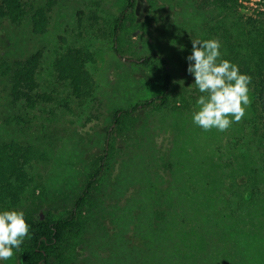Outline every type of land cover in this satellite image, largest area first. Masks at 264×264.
Masks as SVG:
<instances>
[{
	"label": "rangeland",
	"instance_id": "1",
	"mask_svg": "<svg viewBox=\"0 0 264 264\" xmlns=\"http://www.w3.org/2000/svg\"><path fill=\"white\" fill-rule=\"evenodd\" d=\"M92 1L69 0L59 5L46 36H36L28 30L19 32L15 26L0 25V47L1 41L5 40L3 47L10 56L28 55L43 46L46 49L41 79L42 83L53 85L49 91L53 92L56 101L54 106L52 103L27 113L30 140L47 152V158L36 163L32 172V187L36 186L37 196L33 207H36L35 215L42 218L56 220L70 213L89 174L104 153L108 131L116 127L113 124L115 111L132 107L161 93L158 71L142 68L129 58L163 55L173 68L176 87L180 91H190L193 87L199 98L204 93L195 84L192 86L193 82L187 74L189 61L186 58L191 54L192 40L218 39L219 32L225 28L224 22L230 27L231 20L254 18L259 11L258 2H263L238 0V12H227L207 0H134V6L127 11L119 33L120 53L117 54L110 34L114 20L121 15V9L127 6L128 0H102L103 9L94 7V10L101 17L99 26L107 33L96 30L97 40L89 47L95 51L97 60L93 70L96 92L105 103L101 119L88 123L90 113L85 103L70 97L67 86L55 81L52 62L57 50L61 49L60 36L70 40L76 38L79 31L78 12ZM89 10L90 7L86 8V15ZM88 24L85 17L84 25L88 27ZM80 42H85V39ZM197 108L194 103L176 115L169 110L131 114L125 125L112 131L111 142L116 152L112 161L113 173L107 175V181H113V189L119 194L129 187H137L136 182L143 174L142 167H139L136 158L121 165L125 148L142 136L140 130L151 129L152 134L157 128L172 131L171 137L182 145L184 151H181L183 154L177 169L179 174L184 176L192 168L202 171L204 176L199 185L210 182L211 187H215L221 216L224 212L228 216L225 217L229 225L226 233L215 236L217 239L211 241L203 252L205 258L209 257L208 264H264L263 132L258 130L256 134L246 115L227 131L215 128L205 131L193 123V113ZM228 138L237 142V153L242 147L247 160L257 161L260 158L262 166L254 165L256 173L247 171L231 178L217 166L212 175L208 177L205 174L211 172L212 163L207 160L213 158L221 165L226 162L221 160L222 157L226 155L225 159L229 158V151L224 145ZM116 206L119 213L124 211L122 204ZM103 207L99 203L93 216L83 222L86 232L69 242L67 251L74 253L72 264H140L143 257L147 254L148 257L153 256L154 252L160 254L161 263L171 264L172 259H178L179 254L175 252L174 257L170 247L158 248L159 241L153 243L151 234L143 236V227L138 221H126L120 215L117 218L122 220L117 219L116 225L110 215L113 205L105 204ZM14 253L10 260L0 261V264H22L19 250L14 249Z\"/></svg>",
	"mask_w": 264,
	"mask_h": 264
},
{
	"label": "trees",
	"instance_id": "2",
	"mask_svg": "<svg viewBox=\"0 0 264 264\" xmlns=\"http://www.w3.org/2000/svg\"><path fill=\"white\" fill-rule=\"evenodd\" d=\"M65 1L69 0H0V25L15 26L19 32L29 31L36 36H46L55 9ZM207 2L223 11L238 12V0ZM134 3V0H128L127 6L121 9V15L114 20L110 35L113 36V49L117 54L120 53L119 33L126 13ZM257 5L259 11L254 18L231 20L230 27L224 22L225 28L219 32L218 39L222 46L221 59H228L239 66L241 73L251 76L248 93L251 103L246 109V116L255 133L261 130L264 135V0ZM88 7L90 13L86 15ZM94 7L102 10L103 1L93 0L79 10L76 38L70 40L60 36L61 49L57 50L52 62L55 81L67 86L70 97L85 103L90 113L88 123L101 119L105 103L96 92L93 70L97 60L95 51L89 46L97 40L96 30L107 32L99 26L101 17ZM85 17L89 21L88 27L84 25ZM83 39L85 42H80ZM1 42L0 211L23 210L30 225L31 238H25L19 249L22 264H72L74 253L67 251L69 242L86 232L83 222L93 216L99 203L102 208L105 204L113 205L110 215L116 225L117 219L122 220L117 218L120 215L126 221L134 219L143 227V236L148 233L153 243L159 241L158 248L170 247L174 257L177 252L179 257L172 259L171 264H208L209 257L205 258L203 252L211 241L217 239L215 236L226 233L229 226L225 220L227 213L221 216L215 187L212 188L210 182L199 185L204 176L202 171L192 168L184 176L179 174L177 169L183 154L181 151H184L182 145L171 137L172 131L157 128L152 134L151 129L140 130L142 136L125 148L121 165L136 158L139 167H142L143 174L136 182L139 189L129 187L119 194L113 189V181H107V175L113 173L112 161L116 152L111 142L112 131L125 125L131 114L139 111L151 114L158 110H169L176 115L187 110L198 99L196 89L192 87L190 91H180L176 87L173 68L163 55L129 58L142 68L158 71L161 93L132 107L115 111L113 124L116 127L108 131L104 153L97 167L89 174L70 213L56 220L42 218L35 215L36 207H33V200L37 196L36 186L32 187V172L36 163L47 158V152L30 140L31 127L27 113L56 101L53 92L49 91L53 85L42 83L41 79L46 49L43 46L28 55L12 57L3 47L5 40ZM187 74L194 86V76ZM224 145L229 151V158L226 160V155L222 157L221 160L226 162L221 165L215 163L213 158L207 160L212 163L209 168L211 172L205 173L208 177L217 166L231 178H237L247 171L256 173L254 165L262 166L260 158L257 161L247 160L242 147L238 148L237 153L234 139L228 138ZM115 165L117 167L118 164ZM116 204H122L124 211L119 213ZM159 259L160 254L154 252L153 256L148 257L147 254L143 257L140 264H165Z\"/></svg>",
	"mask_w": 264,
	"mask_h": 264
},
{
	"label": "clouds",
	"instance_id": "3",
	"mask_svg": "<svg viewBox=\"0 0 264 264\" xmlns=\"http://www.w3.org/2000/svg\"><path fill=\"white\" fill-rule=\"evenodd\" d=\"M218 39L192 40V51L187 56V71L201 93L196 101L193 123L205 131L213 128L224 132L239 123L250 105L251 76L241 73L239 66L221 59ZM30 225L23 210L0 211V261L10 260L14 249L19 250L25 238H31Z\"/></svg>",
	"mask_w": 264,
	"mask_h": 264
}]
</instances>
